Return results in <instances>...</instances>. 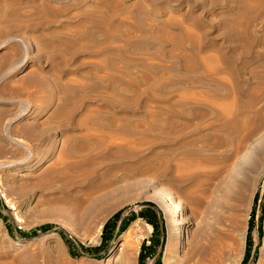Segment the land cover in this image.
Returning a JSON list of instances; mask_svg holds the SVG:
<instances>
[{
	"label": "rangeland",
	"instance_id": "374dc122",
	"mask_svg": "<svg viewBox=\"0 0 264 264\" xmlns=\"http://www.w3.org/2000/svg\"><path fill=\"white\" fill-rule=\"evenodd\" d=\"M4 41L0 264H264V0H0Z\"/></svg>",
	"mask_w": 264,
	"mask_h": 264
},
{
	"label": "bare ground",
	"instance_id": "6f19581e",
	"mask_svg": "<svg viewBox=\"0 0 264 264\" xmlns=\"http://www.w3.org/2000/svg\"><path fill=\"white\" fill-rule=\"evenodd\" d=\"M6 42L7 41H4L3 43L0 44V46L3 45ZM244 139L246 140V137H244ZM9 141L11 142V144H13V145H15L17 147H20V148L25 149V146H23V144L15 141L13 139H11L10 137H9ZM25 151H27V148L25 149ZM11 165H14L13 162H2V163H0V170L6 169V168H9V167H12ZM157 204H158L159 208L161 209V211L163 213V216H164V218L166 220V226H167V232H168L169 239L170 240H173L174 239V226H175V227H178L177 229H179V231L183 233V238H184V235L187 234V241H189V238L190 237H189V233H188V228L192 224H190L189 221L187 220V218L184 216L183 210L181 208L182 206H180L178 204V202H176L173 198H171L169 196L166 197V200L165 201L158 200L157 201ZM172 214H177V217H175L176 218L175 220L172 219L173 218V215ZM191 239H192V237H191ZM168 244H169V242H168ZM171 252H172V249L170 248V245H168L167 248H166V251H165V260H164V262L166 264L168 263L167 261H169L168 257H170ZM46 254L49 257L50 256V250L49 251H46ZM119 257H120V254L117 256V258L115 259V261H118Z\"/></svg>",
	"mask_w": 264,
	"mask_h": 264
},
{
	"label": "trees",
	"instance_id": "16d2710c",
	"mask_svg": "<svg viewBox=\"0 0 264 264\" xmlns=\"http://www.w3.org/2000/svg\"><path fill=\"white\" fill-rule=\"evenodd\" d=\"M142 217H143L144 219H146L147 222L153 226V228H154V233H155V230H156V228H157V225H156V223L154 222V219H153L154 217H153L152 215L149 216V215L146 214V213L142 214ZM139 259H140V262H142V259H143V257H142V253L140 254ZM242 264H245L244 261H243Z\"/></svg>",
	"mask_w": 264,
	"mask_h": 264
}]
</instances>
